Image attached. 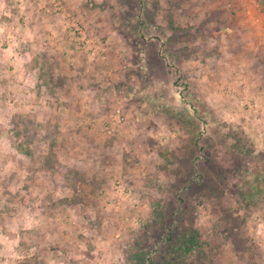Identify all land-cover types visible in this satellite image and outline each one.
Instances as JSON below:
<instances>
[{"label":"rangeland","instance_id":"374dc122","mask_svg":"<svg viewBox=\"0 0 264 264\" xmlns=\"http://www.w3.org/2000/svg\"><path fill=\"white\" fill-rule=\"evenodd\" d=\"M0 69V264H264V0H0Z\"/></svg>","mask_w":264,"mask_h":264},{"label":"crops","instance_id":"0c3cea01","mask_svg":"<svg viewBox=\"0 0 264 264\" xmlns=\"http://www.w3.org/2000/svg\"><path fill=\"white\" fill-rule=\"evenodd\" d=\"M39 27V23H37V25H36V28H38ZM69 43L67 42V44H66V48H69V45H68ZM63 46V45H62ZM62 46L60 45V47L62 48ZM59 46H57V47H54L53 48V50H50V52H51V54L52 53H56V54H59L60 53V51H61V48H60ZM20 57V56H19ZM27 57H31V56H27ZM23 60H27V58L25 57V58H23L22 57V59L21 58H18L17 60H16V65H20V63L21 62H24ZM44 64V63H43ZM43 64H40L39 66H38V68H37V72H39V73H41L43 76L45 75V76H50L51 78H53V77H55V76H58L60 73V70L57 68L56 70L54 69V68H52V69H50V71H47V70H45V69H40L41 68V66H44ZM28 70V69H27ZM58 70V71H57ZM0 72H4L3 71V69H0ZM47 72H49V73H47ZM61 75V74H60ZM72 75H73V78H74V81H73V83H74V86L75 85H77V82H78V78L79 77H77V75L76 74H73L72 73ZM31 75H28V77H30ZM4 77H6V75L4 74ZM70 77H71V75H70ZM6 79V78H5ZM6 82H7V85L8 86H10V85H12V83L14 82V81H8V80H6ZM70 84V88L72 89V94L71 95H69L68 96V102L69 103H73V104H68L69 106V110L71 111V113L69 112V114L67 113V117H65V120H66V122H67V124L66 123H64V124H66L67 126H69L70 128H69V133H68V154H66V153H64L63 152V150H60L59 149V146L57 147L58 148V150L59 151H57L56 150V152H59L60 153V156L59 155H56V157L59 159L60 158V160H61V158H62V160L63 159H66L67 161H69L70 159H72V151L74 150V148H75V145H76V148L75 149H79V151H81V149L82 150H84V152H85V154H87V152L89 151L88 150V145L86 144V143H89V146H90V149L92 148L93 149V147H92V144L91 143H93L92 142V140L93 141H97V139L98 140H100L101 141V139H102V135H98V134H96V135H92V133H90V134H88V135H85L84 137H79L75 132H74V128L72 127V126H76L75 125V114L73 115L72 113L76 110L75 109V98H76V96L79 94L77 91H74V88H73V85H72V82H70L69 83ZM3 86H5V83L3 84ZM68 93V92H67ZM55 94H56V91H55ZM72 96H73V98H72ZM86 98V97H85ZM73 99H74V101H73ZM43 115L42 116H38V114L36 115V120L37 121H43L42 123L40 122L39 124L37 123V126H40V128L41 127H43V125H45L44 123H45V121L43 120ZM57 123H59V122H57ZM54 124V123H53ZM42 129V128H41ZM54 136V135H53ZM56 137V136H55ZM59 136H57L56 138H58ZM92 138V139H91ZM96 140H95V139ZM81 142H83V146L81 147ZM103 142V141H102ZM78 144V145H77ZM71 148L73 149L72 151H71ZM65 155L67 156V157H65ZM89 155H91V153H90V151H89ZM88 155V156H89ZM88 156H86V157H83V158H87ZM82 157V156H81ZM54 174V173H53ZM56 174V173H55ZM43 187H45V186H43Z\"/></svg>","mask_w":264,"mask_h":264},{"label":"trees","instance_id":"16d2710c","mask_svg":"<svg viewBox=\"0 0 264 264\" xmlns=\"http://www.w3.org/2000/svg\"><path fill=\"white\" fill-rule=\"evenodd\" d=\"M188 170H187V172H188ZM187 175H189V174H187ZM190 176H191V174H190ZM171 216H173V215H171ZM188 231H190V230H188ZM188 231L180 229V231L178 232L176 241L178 243L184 241L186 235L188 234ZM193 235H194V233H193ZM196 241H197L196 237H193L192 240L189 241V244H182V245H177V246L172 245V247L170 245L171 248L165 249V254H166V256L164 257L165 264H175V263H173V260L175 259V257L174 256L171 257L172 252H174L175 254H179V256L188 255L189 253L193 252L194 251L193 246L197 243ZM186 251H188V253ZM177 252H179V253H177Z\"/></svg>","mask_w":264,"mask_h":264}]
</instances>
